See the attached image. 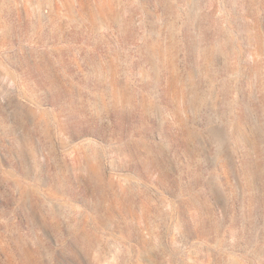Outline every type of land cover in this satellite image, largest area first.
<instances>
[{
  "label": "rangeland",
  "instance_id": "374dc122",
  "mask_svg": "<svg viewBox=\"0 0 264 264\" xmlns=\"http://www.w3.org/2000/svg\"><path fill=\"white\" fill-rule=\"evenodd\" d=\"M0 264H264V0H0Z\"/></svg>",
  "mask_w": 264,
  "mask_h": 264
}]
</instances>
